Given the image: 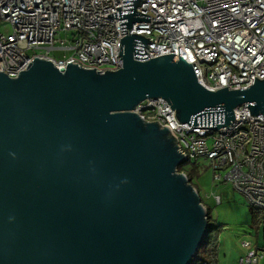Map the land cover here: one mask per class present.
Wrapping results in <instances>:
<instances>
[{"label":"water","instance_id":"95a60500","mask_svg":"<svg viewBox=\"0 0 264 264\" xmlns=\"http://www.w3.org/2000/svg\"><path fill=\"white\" fill-rule=\"evenodd\" d=\"M147 43L136 34L120 39L122 67L104 75L36 58L16 79L0 73V264H191L196 257L207 213L177 172L185 155L166 127L131 111L161 98L179 123L217 130L241 106L264 117V80L210 92L179 47V61H144Z\"/></svg>","mask_w":264,"mask_h":264},{"label":"built area","instance_id":"2783aa9c","mask_svg":"<svg viewBox=\"0 0 264 264\" xmlns=\"http://www.w3.org/2000/svg\"><path fill=\"white\" fill-rule=\"evenodd\" d=\"M4 25L10 33L0 32V73L10 79L34 58L57 69L71 63L98 75L116 72L122 67L120 39L136 34L150 41L144 61L165 55L179 61V47L197 83L210 92L248 89L254 78L264 80V0H0ZM60 32H71L69 46L55 47ZM51 51L69 55L56 60ZM131 112L166 127L185 163L209 160L213 180L231 184L250 208L264 212L262 115L241 106L231 125L210 130L179 123L161 98L146 99ZM241 247L246 253L239 264L264 259L251 245Z\"/></svg>","mask_w":264,"mask_h":264},{"label":"rangeland","instance_id":"374dc122","mask_svg":"<svg viewBox=\"0 0 264 264\" xmlns=\"http://www.w3.org/2000/svg\"><path fill=\"white\" fill-rule=\"evenodd\" d=\"M0 32L9 34V26H1ZM55 39V47L61 46L60 42H64V46H69L72 35L71 32H60ZM63 55H69V52H50V56L56 60H62ZM183 168L191 179V186L197 190L201 204L209 212V225L216 227L215 232L210 235L215 239L216 244L212 264H239L240 258L244 257L246 253L241 247L242 243L254 247L257 232L260 240L264 243L263 225L259 226V223L256 222L258 212L249 207L245 197L231 184L213 180V171L209 160L199 158L186 163ZM217 197L220 198L218 204L216 203ZM258 226L261 228L257 231ZM261 255L264 257V252ZM205 259L208 260L209 257H205ZM261 261L260 264H263Z\"/></svg>","mask_w":264,"mask_h":264},{"label":"trees","instance_id":"16d2710c","mask_svg":"<svg viewBox=\"0 0 264 264\" xmlns=\"http://www.w3.org/2000/svg\"><path fill=\"white\" fill-rule=\"evenodd\" d=\"M186 163H184L183 165H180L177 168V172L178 173H183L185 174V176L187 177V179L189 180V182L191 183V179L189 177V175L187 173L184 172V165ZM252 209V208H251ZM206 213H207V223H208V231H207V235L205 237V240L202 244V246L200 247L196 257L193 259L191 264H212V262L214 261V249H216V244H215V239H213L210 235L211 233H214L216 230V227L214 226H210L209 225V212L208 210L205 208ZM253 211H256L254 209H252ZM258 212V217L256 222L259 223V226H261V224H264V212H260V211H256ZM258 226V227H259ZM205 257H209L208 260L205 259Z\"/></svg>","mask_w":264,"mask_h":264},{"label":"crops","instance_id":"0c3cea01","mask_svg":"<svg viewBox=\"0 0 264 264\" xmlns=\"http://www.w3.org/2000/svg\"><path fill=\"white\" fill-rule=\"evenodd\" d=\"M262 225V224H261ZM261 227L257 228V231L260 229ZM263 232H264V224H263ZM258 232L256 233L257 235V240L255 242V244L253 245L255 249L261 251L262 253L264 252V243L262 242V240H260V237L258 236ZM263 240H264V235H263ZM263 262L264 264V260L261 261V263ZM260 264V262H259Z\"/></svg>","mask_w":264,"mask_h":264},{"label":"clouds","instance_id":"9594fccd","mask_svg":"<svg viewBox=\"0 0 264 264\" xmlns=\"http://www.w3.org/2000/svg\"><path fill=\"white\" fill-rule=\"evenodd\" d=\"M183 174V173H182ZM183 175H185V174H183ZM196 190V189H195ZM197 191V190H196ZM205 208V207H204Z\"/></svg>","mask_w":264,"mask_h":264}]
</instances>
